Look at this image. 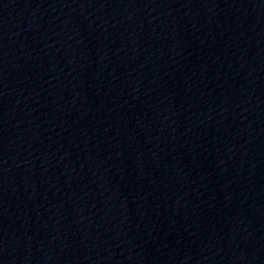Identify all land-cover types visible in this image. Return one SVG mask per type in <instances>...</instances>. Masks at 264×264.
Here are the masks:
<instances>
[{
  "label": "water",
  "instance_id": "obj_1",
  "mask_svg": "<svg viewBox=\"0 0 264 264\" xmlns=\"http://www.w3.org/2000/svg\"><path fill=\"white\" fill-rule=\"evenodd\" d=\"M160 264H264V0H72Z\"/></svg>",
  "mask_w": 264,
  "mask_h": 264
}]
</instances>
